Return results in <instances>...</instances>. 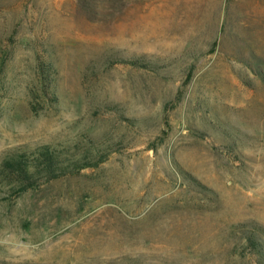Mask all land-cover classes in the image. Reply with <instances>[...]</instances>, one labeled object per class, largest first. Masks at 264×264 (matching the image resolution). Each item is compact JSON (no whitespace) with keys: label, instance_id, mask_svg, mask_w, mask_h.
I'll return each instance as SVG.
<instances>
[{"label":"rangeland","instance_id":"rangeland-1","mask_svg":"<svg viewBox=\"0 0 264 264\" xmlns=\"http://www.w3.org/2000/svg\"><path fill=\"white\" fill-rule=\"evenodd\" d=\"M47 143L107 156L0 177V264H258L264 0H0V163Z\"/></svg>","mask_w":264,"mask_h":264},{"label":"trees","instance_id":"trees-1","mask_svg":"<svg viewBox=\"0 0 264 264\" xmlns=\"http://www.w3.org/2000/svg\"><path fill=\"white\" fill-rule=\"evenodd\" d=\"M60 146L47 143L6 155L0 163V177L17 190L15 194H20L41 180L75 173L82 168L97 165L107 156L106 152L94 145L83 151L79 147L66 148L65 152L59 150ZM94 155L99 156L96 162L91 160ZM246 240L257 263L264 264V244L252 236H247Z\"/></svg>","mask_w":264,"mask_h":264}]
</instances>
